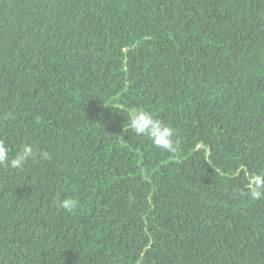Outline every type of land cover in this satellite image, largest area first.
Wrapping results in <instances>:
<instances>
[{"label":"trees","instance_id":"1","mask_svg":"<svg viewBox=\"0 0 264 264\" xmlns=\"http://www.w3.org/2000/svg\"><path fill=\"white\" fill-rule=\"evenodd\" d=\"M0 139V264H264V0H0Z\"/></svg>","mask_w":264,"mask_h":264},{"label":"clouds","instance_id":"2","mask_svg":"<svg viewBox=\"0 0 264 264\" xmlns=\"http://www.w3.org/2000/svg\"><path fill=\"white\" fill-rule=\"evenodd\" d=\"M127 127L135 136L147 138L151 145L167 153L177 150L176 130L157 118L151 111L143 108L132 107L127 109ZM39 157L41 160L51 159L46 151H37L31 143H22L15 155H10V149L3 139H0V166L16 171H23L29 161ZM246 185L244 190H236L237 196L246 197L252 201L264 200V169L245 172ZM57 206L72 213L78 206V201L65 197L56 201Z\"/></svg>","mask_w":264,"mask_h":264}]
</instances>
